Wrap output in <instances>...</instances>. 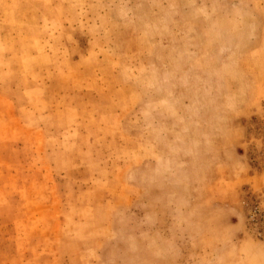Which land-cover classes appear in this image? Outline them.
Returning <instances> with one entry per match:
<instances>
[{
  "label": "rangeland",
  "instance_id": "rangeland-1",
  "mask_svg": "<svg viewBox=\"0 0 264 264\" xmlns=\"http://www.w3.org/2000/svg\"><path fill=\"white\" fill-rule=\"evenodd\" d=\"M264 0H0V264H264Z\"/></svg>",
  "mask_w": 264,
  "mask_h": 264
},
{
  "label": "built area",
  "instance_id": "built-area-1",
  "mask_svg": "<svg viewBox=\"0 0 264 264\" xmlns=\"http://www.w3.org/2000/svg\"><path fill=\"white\" fill-rule=\"evenodd\" d=\"M250 218L253 221H258L257 224H262V226H264V208L263 209L255 208Z\"/></svg>",
  "mask_w": 264,
  "mask_h": 264
}]
</instances>
